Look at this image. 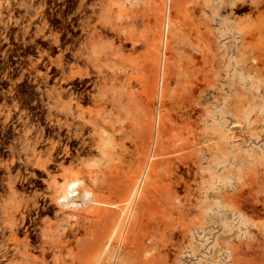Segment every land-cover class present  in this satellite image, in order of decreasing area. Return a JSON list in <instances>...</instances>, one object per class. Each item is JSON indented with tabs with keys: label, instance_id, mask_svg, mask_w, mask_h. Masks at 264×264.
I'll return each instance as SVG.
<instances>
[{
	"label": "rangeland",
	"instance_id": "374dc122",
	"mask_svg": "<svg viewBox=\"0 0 264 264\" xmlns=\"http://www.w3.org/2000/svg\"><path fill=\"white\" fill-rule=\"evenodd\" d=\"M1 2L0 264H264V0Z\"/></svg>",
	"mask_w": 264,
	"mask_h": 264
},
{
	"label": "bare ground",
	"instance_id": "6f19581e",
	"mask_svg": "<svg viewBox=\"0 0 264 264\" xmlns=\"http://www.w3.org/2000/svg\"><path fill=\"white\" fill-rule=\"evenodd\" d=\"M167 1H169V0H167ZM3 3L4 2H1L0 9H1V7L4 8L5 4H3ZM2 22H3V17L0 14V23H2ZM166 24H167V22L165 20L164 31L166 30ZM6 25L7 26L5 27V30L4 29L3 30H4L5 34H8V33H6L9 31V30L8 31L6 30L8 28V23ZM4 38L6 39V37H4ZM163 39H164V34L162 36V40ZM110 151H111V149H110V146H108L107 142L101 145V154L100 155H101L102 161L108 158ZM99 160L97 158V160L95 162H93L94 163L93 165L95 166L97 164H102V161H100V163H99ZM153 160H155L154 157L152 155H150L149 162H147L148 164H147L146 169L151 168L152 164H150V163L154 162ZM144 175H145V173H144ZM134 184L135 185H133V189H132V192H131L129 199L124 202V207L121 209L123 213H125L127 206L130 205L132 200H134V198L137 199L140 195L141 184L140 183H134ZM95 189H96V187H95ZM57 192H58V197L56 199L57 204L63 209H72L74 211H81V210L82 211H92L93 209L99 208V207H109V206L115 207L113 205H109L105 202L99 201L98 196L95 194L94 190L86 187L84 185L83 181L78 179V178H74V179H71L69 181H64L58 187ZM116 229L117 228L114 229L113 234L116 232Z\"/></svg>",
	"mask_w": 264,
	"mask_h": 264
},
{
	"label": "flooded vegetation",
	"instance_id": "af4514ba",
	"mask_svg": "<svg viewBox=\"0 0 264 264\" xmlns=\"http://www.w3.org/2000/svg\"><path fill=\"white\" fill-rule=\"evenodd\" d=\"M7 43V42H6ZM21 51H16L15 53H20ZM11 53H14V52H11ZM13 60H27V59H24V58H22V57H19V58H16V57H14L13 58ZM16 67H18L19 69L17 70V72H20L21 71V62H17L16 64H15V66L13 67V68H11L10 70L12 71V70H14V68H16ZM3 95V97H5V95L4 94H2V92H0V96H2ZM7 95H10V92H7Z\"/></svg>",
	"mask_w": 264,
	"mask_h": 264
}]
</instances>
